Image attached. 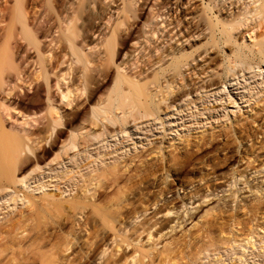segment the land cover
<instances>
[{
    "label": "bare ground",
    "instance_id": "6f19581e",
    "mask_svg": "<svg viewBox=\"0 0 264 264\" xmlns=\"http://www.w3.org/2000/svg\"><path fill=\"white\" fill-rule=\"evenodd\" d=\"M193 1L0 0V264H183L184 254L164 240L187 226L191 230L196 215L208 214L212 208L203 207L218 203L219 194L232 210L240 197L236 209L256 218L252 225L230 218L247 229L233 243L241 251L238 261L248 264L245 251L253 252L264 239V100L249 110L250 126L235 125L223 136L226 149L236 143L237 159L229 162L234 167L200 195L193 186L181 194L159 187L146 205L139 193L136 208L131 187L153 173L148 165L141 169L149 161L142 155L85 176L92 162L77 166L79 179L68 198H61L62 192L32 194L28 183L46 161L48 150L40 144L50 139L51 149L64 133L61 127L68 135L44 167L60 164L75 148L84 151L91 139L116 137L140 121L156 117L163 126L161 116L191 95L183 89L193 77L201 85L193 89V82L192 93L211 92L210 71L216 70L221 86L264 63V0ZM211 52L222 57L220 64H197ZM94 92L99 96L92 102ZM18 116L20 123L12 121ZM204 135L198 134L196 150L214 145L217 136L209 133L202 142ZM173 145L150 149L151 158L163 166L190 165L191 144L168 153ZM48 185L41 182L35 190ZM149 210L155 211L152 216ZM212 247H217L213 240L193 246L192 262H201Z\"/></svg>",
    "mask_w": 264,
    "mask_h": 264
},
{
    "label": "rangeland",
    "instance_id": "374dc122",
    "mask_svg": "<svg viewBox=\"0 0 264 264\" xmlns=\"http://www.w3.org/2000/svg\"><path fill=\"white\" fill-rule=\"evenodd\" d=\"M151 1L153 2V0ZM166 1L170 3H178V0ZM193 2H195V5L198 4L197 0ZM148 16L149 7L142 11L140 16L141 22L138 24V28L141 27L142 23ZM203 56L204 55H202V57ZM221 58L222 57L216 52H211L210 55L205 56L202 61L197 60V64L203 65V68H214L216 65L220 64ZM259 68H264V63H262ZM259 68L255 67L249 71H243L242 75L236 77L235 80H226L224 81L226 84L221 86H218L220 82L219 78L214 75L216 70L210 71L209 78L213 79V90L211 92L202 91L197 94L192 93V91L201 85V83L199 82L200 79L196 80L193 77L191 85L183 89V91L191 92V95L181 103L177 102L176 104L178 106L176 108L169 110L167 114L161 116L164 120L163 126L160 120L156 117L148 121H140L136 125H131L126 133L119 134L116 137L106 139L105 137H98L97 139H91L93 144L89 145L84 151H77V148H75L68 152L70 155L66 160H63L62 158L60 164L52 162L49 166L44 167L46 163L51 161L54 157L53 153L58 151L61 147V141H64L68 135V131L61 127V129L64 130V133L59 136L51 149L49 148L50 139H48V142L45 145H43V143L40 144V148L44 146L48 152L42 158V160L46 159V161L39 165L40 169H36V173H33V177L28 181L33 189L31 193L41 195L43 192H53L57 194L62 192L61 198H68L75 193L74 185L77 183V179H79V176L74 173L77 166L92 162L90 166L83 170L85 176L94 169L105 168V165L114 162H117L118 164L123 163L124 161L134 159L135 156L142 155L148 156L147 159H149V161L147 164H144L141 169L144 167L147 170L150 169V173H152V171L153 173L148 174V172H143L146 174L145 179H143L141 183H136L135 181L134 184L136 183V186L131 184V194H129L131 197L128 196L132 199L131 201H134L135 199L136 202L140 196L143 197L144 195L143 198L145 199L141 198V201H144V205H146L149 203V199L151 200L154 198L153 196L156 195V191L159 187H164L165 191L167 190V193L168 189H173L176 193L181 194L186 187L193 186L198 195L202 194L204 188L207 186L211 187L214 183L223 181V178L230 173L228 169L233 166V163H229L230 159H237L238 155L234 153L236 143L232 141V145H229V149H226L223 136L226 133H229L235 125L250 126V120L247 118L249 110L254 108L257 102L264 100V71ZM238 70H240V68H236L234 73ZM185 76H187V73ZM193 82H195V84L193 89L190 90ZM98 96L99 92H94L92 102L95 101ZM83 98L84 96L79 99V102L82 101ZM249 99L252 101L249 102ZM168 103L169 101H167L166 104ZM73 106L74 104L72 107ZM72 107L69 106L64 110L69 112ZM87 109H90L89 105L85 106V110ZM78 110H82V107ZM14 119L18 120L17 123H20L21 121L19 116L14 117L12 121H14ZM12 121L9 123H12ZM202 131L205 132L202 142L208 140L209 137L207 134L209 133L217 136V138L215 139L213 146L203 147L199 151L193 147V144L198 140V134ZM218 135L222 136L218 137ZM34 140L37 141V139ZM180 142L188 143L189 145L191 144V147L189 146L190 152L194 151L192 153L194 156L192 157V162H190L191 164L189 163L190 165H184L181 163L176 166L174 165V168V166H163V164L156 158H151L152 155L150 154V149H155L161 145L168 147L171 143L174 145L170 150H167L168 153H178V150L174 151L173 148L178 146V144H181ZM179 148H181L180 145ZM74 154L76 156L75 158H72L71 156ZM145 165L153 167L152 169L150 167L148 169ZM162 166L165 170L160 168ZM157 168L160 171H157ZM154 169L156 172H154ZM70 170L72 172L69 176H72L73 180L69 181V176L66 180L61 179L62 177H65L63 175ZM142 170L144 171V169ZM153 177H155L156 180ZM161 177L162 179H160ZM214 178L218 181L215 182ZM159 179L164 182L158 181ZM201 179L204 180L201 181ZM41 182H49V185L46 188L41 187L40 190H35L37 185ZM151 186L155 187L152 189ZM136 191H138V194ZM139 193L142 195L139 196ZM167 193L165 192V195L166 197H169L173 192L169 194ZM239 199L232 204V210L229 207V199L219 194L218 203L209 204L208 206L203 207L202 211L212 208L208 214L203 216V212H199V214L196 215L193 221L195 226L192 227L191 230L188 231L191 226H187L179 232L170 233L163 243H170L175 251L184 254L185 259L183 264H243L238 261L241 251L234 248L237 243H233V238L240 235V233L245 232L247 229H244L241 226H236L230 218L233 215L238 221L246 224L251 223V225L256 222V218L253 219L250 213L238 210V206L236 209V203ZM177 202L175 201V204L179 205L180 201L177 200ZM137 205H135V207L140 208V203L138 205L139 207ZM6 211H8V208H6L4 212ZM150 211L151 213L155 212L153 210H149V212ZM153 213L149 215L152 216ZM208 240H213L217 247H212L208 252L203 253L204 258L201 262L198 260L192 262V260L196 258V256L193 255V246ZM261 240V243L255 245L253 252L249 249L245 251L243 256L245 257V260H243L245 263L264 264V239L261 238ZM229 246H232V248L230 249ZM261 246H263V249L260 250L259 247ZM77 249L78 248L74 250L77 252L76 256L81 258V256H83L82 252H79V249L81 248L79 247V249ZM81 251L83 250L81 249ZM218 257L220 260L216 261Z\"/></svg>",
    "mask_w": 264,
    "mask_h": 264
}]
</instances>
